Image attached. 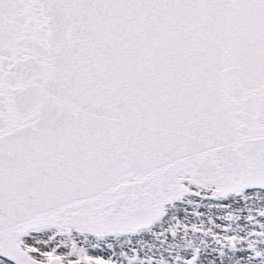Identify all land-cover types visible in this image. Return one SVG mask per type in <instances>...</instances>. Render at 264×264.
<instances>
[{
    "label": "snow or ice",
    "instance_id": "6c2138e0",
    "mask_svg": "<svg viewBox=\"0 0 264 264\" xmlns=\"http://www.w3.org/2000/svg\"><path fill=\"white\" fill-rule=\"evenodd\" d=\"M0 264H264V0H0Z\"/></svg>",
    "mask_w": 264,
    "mask_h": 264
}]
</instances>
